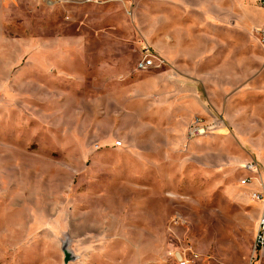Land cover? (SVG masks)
Wrapping results in <instances>:
<instances>
[{
	"label": "rangeland",
	"instance_id": "rangeland-1",
	"mask_svg": "<svg viewBox=\"0 0 264 264\" xmlns=\"http://www.w3.org/2000/svg\"><path fill=\"white\" fill-rule=\"evenodd\" d=\"M262 9L0 0V264H173L176 252L264 264L254 252L262 208L250 198L262 186L242 184L255 160L264 186ZM204 39L218 56L228 39L229 65L206 77L215 101L199 117L223 111L228 128L189 141L194 119H135L128 91L158 62L139 70L144 51Z\"/></svg>",
	"mask_w": 264,
	"mask_h": 264
},
{
	"label": "crops",
	"instance_id": "crops-1",
	"mask_svg": "<svg viewBox=\"0 0 264 264\" xmlns=\"http://www.w3.org/2000/svg\"><path fill=\"white\" fill-rule=\"evenodd\" d=\"M257 18L258 22L254 24L264 26V9L258 11ZM211 43L204 39L187 50L171 53H164L161 46H157L163 62L156 67L154 75L128 91L127 105L131 106V111H136L135 119L183 123L210 113L215 100L206 84V77L213 74L218 64L222 70L229 65L228 39H222L219 56L213 53ZM239 60L244 62V58H238L237 62ZM221 113L226 117L223 111ZM224 130L222 128L219 131L221 133Z\"/></svg>",
	"mask_w": 264,
	"mask_h": 264
},
{
	"label": "built area",
	"instance_id": "built-area-1",
	"mask_svg": "<svg viewBox=\"0 0 264 264\" xmlns=\"http://www.w3.org/2000/svg\"><path fill=\"white\" fill-rule=\"evenodd\" d=\"M90 1V0H88ZM264 3V0H263ZM262 44L264 45V27L256 29ZM155 61H158L156 66H159L163 60L160 56L155 54L152 50L146 49L144 51L143 57L138 63L139 70H147L152 65H154ZM207 118L196 117L194 120L187 126L185 135L187 140L192 141L199 139L201 137L207 136L211 133L218 131L223 127H227V121L224 118L222 113L214 116L212 121H207ZM121 144V142H119ZM245 169L251 173L249 178H244L242 180L243 185H247L251 180L257 181L261 184L262 188L254 189L250 192V198L254 201H257L261 204V214L258 219L257 229L255 233L254 240V252L264 250V186L263 182L260 179L261 176V168L259 163L255 160H250L244 165ZM173 264H208L202 260L189 257L181 252L174 253V262Z\"/></svg>",
	"mask_w": 264,
	"mask_h": 264
}]
</instances>
